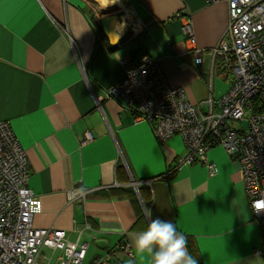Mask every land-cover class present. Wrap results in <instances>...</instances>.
<instances>
[{"label": "crops", "instance_id": "1", "mask_svg": "<svg viewBox=\"0 0 264 264\" xmlns=\"http://www.w3.org/2000/svg\"><path fill=\"white\" fill-rule=\"evenodd\" d=\"M187 21L197 47L215 49L228 30V3L0 0V123L11 124L28 156L29 188L43 204L33 226L85 245L80 264H153L132 236L155 218L177 225L198 264H264V228L240 163L216 146L208 154L216 175L198 163L178 167L188 154L182 137L160 142L151 124L109 93L127 75L124 61L146 56L202 109L228 92L219 58L195 64ZM81 186L88 194L71 200ZM141 186L149 188L144 195ZM39 261L65 264L68 256L44 248Z\"/></svg>", "mask_w": 264, "mask_h": 264}, {"label": "built area", "instance_id": "2", "mask_svg": "<svg viewBox=\"0 0 264 264\" xmlns=\"http://www.w3.org/2000/svg\"><path fill=\"white\" fill-rule=\"evenodd\" d=\"M225 1L229 26L215 49L198 48L191 23L183 27L195 64L202 66L210 57L214 65L219 58L223 71H232V85L216 103L206 102L203 109L193 104L185 88L172 86L160 64L147 56L124 61L127 75L109 93L138 113L136 121L151 124L160 142L182 137L188 154L177 159L178 167L198 163L214 176L218 169L208 154L213 146H221L240 163L245 193L264 228V211L258 213L254 207L264 205V0ZM29 177L26 151L11 124L0 123V264H41L44 248L65 250V264H80L85 245L74 248L65 231L33 226L43 204L30 190ZM75 190L71 200L85 198Z\"/></svg>", "mask_w": 264, "mask_h": 264}, {"label": "clouds", "instance_id": "3", "mask_svg": "<svg viewBox=\"0 0 264 264\" xmlns=\"http://www.w3.org/2000/svg\"><path fill=\"white\" fill-rule=\"evenodd\" d=\"M88 190L81 186L75 190V195L85 197ZM69 198H74L70 193ZM255 211H264V205H255ZM132 242L140 254L152 255L153 264H198V260L189 252L188 238L177 231V225L172 221H162L159 218L150 219L146 230L132 236Z\"/></svg>", "mask_w": 264, "mask_h": 264}, {"label": "trees", "instance_id": "4", "mask_svg": "<svg viewBox=\"0 0 264 264\" xmlns=\"http://www.w3.org/2000/svg\"><path fill=\"white\" fill-rule=\"evenodd\" d=\"M217 59H218V58H217ZM219 60H220V59H219ZM220 62H221V60H220ZM221 65H222V62H221ZM223 73H225V70L223 71ZM132 112H133L134 115H138L137 112H135V111H132ZM213 147H215V146H213ZM146 189L149 190L148 187L141 186V187L139 188L140 193L144 195V191H145ZM127 193H128V194H134V191H133V189H130V190H127Z\"/></svg>", "mask_w": 264, "mask_h": 264}, {"label": "rangeland", "instance_id": "5", "mask_svg": "<svg viewBox=\"0 0 264 264\" xmlns=\"http://www.w3.org/2000/svg\"><path fill=\"white\" fill-rule=\"evenodd\" d=\"M219 65H220V62H219ZM226 70V69H225ZM227 75H228V81L229 82H232V71L231 70H227L226 72H225ZM219 81H221L220 79H218ZM228 85V84H227ZM227 85H226V87H227ZM225 87V88H226ZM229 87H230V85H229ZM229 89V88H228ZM227 92V91H226ZM226 92L224 93V94H226ZM222 97V96H221ZM220 97V98H221ZM245 127H246V124L244 125ZM217 147H221V146H217ZM55 262H58V259H57V256L54 258V262L53 263H55Z\"/></svg>", "mask_w": 264, "mask_h": 264}, {"label": "water", "instance_id": "6", "mask_svg": "<svg viewBox=\"0 0 264 264\" xmlns=\"http://www.w3.org/2000/svg\"><path fill=\"white\" fill-rule=\"evenodd\" d=\"M111 22V19L110 18H106L102 21V27L104 28L105 31H107V27L109 25V23Z\"/></svg>", "mask_w": 264, "mask_h": 264}]
</instances>
